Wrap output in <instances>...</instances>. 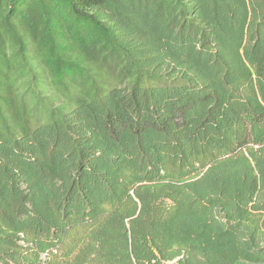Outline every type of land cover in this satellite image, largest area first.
<instances>
[{
  "label": "trees",
  "instance_id": "trees-1",
  "mask_svg": "<svg viewBox=\"0 0 264 264\" xmlns=\"http://www.w3.org/2000/svg\"><path fill=\"white\" fill-rule=\"evenodd\" d=\"M0 264H264V0H0Z\"/></svg>",
  "mask_w": 264,
  "mask_h": 264
}]
</instances>
